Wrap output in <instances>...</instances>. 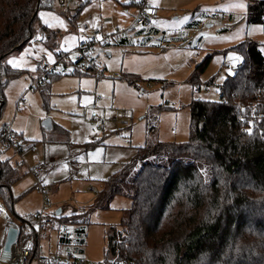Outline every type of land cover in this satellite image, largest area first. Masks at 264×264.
<instances>
[{"label": "rangeland", "instance_id": "obj_1", "mask_svg": "<svg viewBox=\"0 0 264 264\" xmlns=\"http://www.w3.org/2000/svg\"><path fill=\"white\" fill-rule=\"evenodd\" d=\"M131 1H50L49 7L58 11L60 17L72 19L79 10V24L90 23L87 36L80 37H85V43L94 40L90 55L94 58L97 70H102L103 74L96 77L99 72L92 71L87 75H66L56 79L50 87L49 109L43 108L39 92L29 88L36 78L32 67L36 65L34 58L42 59V66L49 59H54L50 47L53 39L60 43L61 38L44 32L40 28V20L28 43L3 61V64L15 61L9 64L30 69L20 78L11 80L4 88L0 129L8 126L17 136L36 141L33 150L24 153L15 152L11 146L0 142V159H9L12 164L18 165L19 178L11 186V192L14 196H23L14 204L12 213L3 207L15 225H22L20 217L28 218L31 226L35 224L32 218L42 209L39 185H44L50 201V207L45 209L47 216L63 207V217L68 216L74 207L92 199L91 188L93 191L101 189L104 179L132 159L136 147L144 145L149 139L163 143L185 142L190 125L189 104L193 99H219L220 85L227 76L232 75L240 60L232 47L245 39H252L261 44L264 58V26L247 25L245 20L238 22L237 17L234 19L229 15L210 28L204 27L203 55H196L198 51L188 46L139 49L140 46L130 43L140 41L141 37L134 35L132 39V32L127 31L133 20L134 8L128 5ZM206 2L213 3V0ZM239 5L240 0H223L222 4L208 9L211 13L215 10L243 12L244 4L243 7ZM61 9L63 12L60 13ZM163 15L164 18H152L153 25L159 26V31L180 27L187 18H183L180 12L174 14L168 10ZM104 18L109 21L106 22ZM114 20L118 21L117 27L113 26ZM95 31L98 34L94 35ZM123 36L130 41L128 44L118 41ZM35 39L40 41L34 42ZM145 50L149 53L140 54V51ZM59 51L58 45L55 52ZM75 52L69 53L73 61ZM209 54L211 56L206 69L197 79L191 80L196 65ZM57 68L62 69L60 65ZM126 74L138 77L135 86L123 79ZM149 110L151 114H148ZM94 114L107 120L102 129L92 122ZM112 118L117 120L116 124L109 121ZM46 120H50L49 127L43 125ZM19 136L17 140L21 141ZM35 164L43 167L44 175L47 171V175L51 176L44 181L39 180L43 174L35 177L31 171ZM129 206L127 198L117 196L108 210L94 211L87 225L76 224L84 230L80 248L86 263L108 264L104 257L107 230L110 226L119 228L120 220ZM49 218L51 225L46 235L39 239L37 250L47 264H54L55 260L66 257V254L59 242V223L51 216ZM64 226V230L75 228L69 224ZM6 227L7 222L0 217V229H3L4 235ZM37 262L33 258L27 264Z\"/></svg>", "mask_w": 264, "mask_h": 264}, {"label": "trees", "instance_id": "obj_2", "mask_svg": "<svg viewBox=\"0 0 264 264\" xmlns=\"http://www.w3.org/2000/svg\"><path fill=\"white\" fill-rule=\"evenodd\" d=\"M46 1L0 0V110L6 85L28 73L3 61L34 35L40 21L38 12ZM78 13L69 19L71 23ZM244 19L248 24L264 26V0H251ZM40 28L53 37L59 35L43 25ZM56 47L53 39L52 70L48 72L42 61L37 62L36 82L29 86L39 92L44 109H49L50 87L56 79L98 71L96 65L78 59L77 53L73 61L68 53L55 52ZM86 48L90 55L92 46ZM231 49L239 54V63L220 85L217 101L190 102L185 142L149 139L135 148L129 162L103 180V187L90 204L68 216H56L54 212L47 217L59 225H87L94 211L108 210L112 200L122 196L130 206L119 228L110 226L107 230L105 263L264 264V58L258 43L249 39ZM210 56L196 65L191 80L206 69ZM98 72L96 77L102 76L103 72ZM123 79L134 86L138 82V77L131 74L123 75ZM9 129L21 146L19 153L33 149L36 141L19 135L18 141ZM17 166L9 159H0V202L8 213L23 196L11 192L19 178ZM19 220L22 228L31 226L28 218ZM59 241L63 243L62 238ZM33 258L47 264L37 247L23 264Z\"/></svg>", "mask_w": 264, "mask_h": 264}, {"label": "crops", "instance_id": "obj_3", "mask_svg": "<svg viewBox=\"0 0 264 264\" xmlns=\"http://www.w3.org/2000/svg\"><path fill=\"white\" fill-rule=\"evenodd\" d=\"M51 0H47L44 8H41L39 11V18L41 20V23L43 26L56 30L59 32V37L60 43H58L61 52L64 53H70V51H76L78 46L81 44L85 43L83 42V39L87 36V32H89V27L88 24H79L78 19H76L75 22H70L69 19H66L65 16L60 17L58 11H54L53 7H46L50 5ZM59 1H64V0H57ZM148 1V0H147ZM223 0H213V3H207L206 0H150L149 5L151 7L152 11V18L156 16H161L160 18H164L165 16L163 15L165 11H170L171 13H178L180 12L187 18L183 23L181 24L180 27H172L166 31H159V26L153 25V20L151 24L147 27H142V28H135L130 30L132 32V36H140V41H132L130 44L131 45H136L140 46L139 49H149L153 47H159L163 49H168L170 47L173 48H184L185 46H188L189 48H192L198 52H196V55H203V52H201V49L204 46V37L205 33L203 32L202 28L200 31L198 29L201 28L202 24L204 23V27L210 28L214 24L216 25L218 21H222L223 19L226 18L227 15L238 18V22L245 20L244 19V14L247 10V5L251 0H240L241 5L244 4L245 10L243 12H238L234 13L233 11L230 10H215L213 13L208 9V7H216L220 4H222ZM246 4V5H245ZM129 6L133 7V12H132V18L136 15L137 8L138 6L135 4V1H131ZM63 12L62 9L60 10V13ZM41 14H43V19L41 18ZM101 18V17H100ZM159 18V19H160ZM106 20V18H104ZM213 20V22L210 23V21ZM109 20H106V22ZM237 21V20H236ZM246 21V20H245ZM117 20H114L113 26L117 27ZM237 22V23H238ZM247 23V22H246ZM158 24V23H157ZM82 25V29H80ZM247 25H249L247 23ZM224 29V28H222ZM220 29V30H222ZM217 31V30H216ZM84 32V33H83ZM80 35H85V37H80ZM132 37V39H134ZM131 39V40H132ZM252 40V39H250ZM40 41L39 39H35L34 42ZM122 44H128L130 41L126 36H123L120 40H118ZM253 41V40H252ZM255 42V41H254ZM257 43V42H256ZM259 50L261 44H259ZM261 51V50H260ZM201 52V53H200ZM77 52H75L76 54ZM149 51H140V54H148ZM199 53V54H198ZM195 55V56H196ZM199 55V56H200ZM199 56H196L197 58H201ZM34 63H37L39 61L44 62L42 59H35L34 58ZM49 63H53L54 59H49L47 61ZM239 63V61H238ZM237 63V65H238ZM9 66L13 68H18V69H26L29 72L30 68H23V67H15L12 66V64L7 63ZM51 65V64H50ZM36 65L32 67L34 69L35 77H37V74L35 72ZM105 70V69H103ZM102 71V70H101ZM133 75V74H131ZM104 118V117H103ZM105 119V118H104ZM93 122V121H92ZM105 122L107 123V120L105 119ZM104 122V125H105ZM94 123V122H93ZM116 134L118 135V132L116 131ZM139 147V146H138ZM34 148V147H33ZM137 148V147H136ZM33 150V149H31ZM123 165V164H122ZM121 165V166H122ZM51 175H47V171H45V175L43 174L41 176V181H44V179L49 178ZM35 186H33L34 188ZM98 190H94L91 188V191L93 192L92 199L87 202L86 204L79 205L78 207H74L71 211V214L76 212L78 208L82 206H86L92 202V200L95 197V193L98 192ZM28 192V191H26ZM55 196V195H54ZM130 203V201H129ZM63 208H58L60 210L59 215L63 216ZM58 215V216H59ZM67 226V225H66ZM75 228L72 227L69 230H64L66 228L64 225H59L58 229H60V235L63 239V243L60 244L62 247H64V252L66 254V257H83L82 256V250L80 246L83 244V237H84V230L82 227L78 225H73ZM7 228V227H6ZM0 247H2L3 239L5 237L3 233V229H0ZM6 233V229H5ZM74 246V247H72ZM105 249V247H104ZM1 258V257H0ZM46 261V259L44 258Z\"/></svg>", "mask_w": 264, "mask_h": 264}, {"label": "built area", "instance_id": "obj_4", "mask_svg": "<svg viewBox=\"0 0 264 264\" xmlns=\"http://www.w3.org/2000/svg\"><path fill=\"white\" fill-rule=\"evenodd\" d=\"M138 4L136 15L133 17V20L127 31H130L135 28H142L147 27L152 22V11L151 7L147 0H136ZM213 20L210 21V23ZM204 23L202 24L201 28L198 29L200 31L204 28ZM98 34V31L94 32V35ZM106 39V37H105ZM94 44V40H90L86 42L84 47H78L76 52L78 55V59H83L84 64H90L95 67V63L93 61V57L89 55L88 49L86 46H92ZM48 72L52 70V65L45 63L43 66ZM91 120L98 124L99 127L102 129L104 126L105 119L101 118L99 115L94 114ZM110 122L116 124L117 120L112 118L109 120ZM0 140H3L8 146H11L15 152L21 151V146L17 143L14 139L12 132L10 131L9 127L0 131ZM32 173L35 177L41 176L43 174V167L40 164H35L34 167L31 169ZM40 180V178H39ZM38 191L42 196V209L40 212L36 213L33 217L34 225L28 228L19 227V234L15 243L12 246L13 252L17 256L18 264H23L27 256L30 252H32L35 247L38 246L39 239L46 235V231L48 227L51 225V220L47 217L45 213V209L50 207V201L47 197V190L44 185L38 186ZM5 259L0 260V264L4 263ZM37 264H41L39 261ZM54 264H95V263H86L83 257H64L55 260ZM99 264V263H97Z\"/></svg>", "mask_w": 264, "mask_h": 264}, {"label": "water", "instance_id": "obj_5", "mask_svg": "<svg viewBox=\"0 0 264 264\" xmlns=\"http://www.w3.org/2000/svg\"><path fill=\"white\" fill-rule=\"evenodd\" d=\"M44 126L49 127L50 126V120H46L43 122ZM1 208L3 209V206L0 204V210ZM60 213V210L55 211V215L58 216ZM1 217V214H0ZM19 234V226L15 225V223L10 219L7 228H6V233L5 237L2 243V247L0 250V257L5 259L9 256L11 247L15 243L17 236Z\"/></svg>", "mask_w": 264, "mask_h": 264}, {"label": "bare ground", "instance_id": "obj_6", "mask_svg": "<svg viewBox=\"0 0 264 264\" xmlns=\"http://www.w3.org/2000/svg\"><path fill=\"white\" fill-rule=\"evenodd\" d=\"M1 217L7 222V224H8V222H9V217H8V215H7V213L5 212V210L4 209H2L1 208ZM5 230V229H4ZM1 233V232H0ZM5 262L4 263H2V264H18V262H17V256L15 255V253L13 252V249H12V247H11V251H10V254H9V256L7 257V258H5V260H4Z\"/></svg>", "mask_w": 264, "mask_h": 264}, {"label": "snow or ice", "instance_id": "obj_7", "mask_svg": "<svg viewBox=\"0 0 264 264\" xmlns=\"http://www.w3.org/2000/svg\"><path fill=\"white\" fill-rule=\"evenodd\" d=\"M240 7H243V5H239ZM41 18L43 19V14H41ZM235 59H238V58H235ZM9 63H15V61H9ZM34 70V69H33ZM99 151V150H98Z\"/></svg>", "mask_w": 264, "mask_h": 264}]
</instances>
